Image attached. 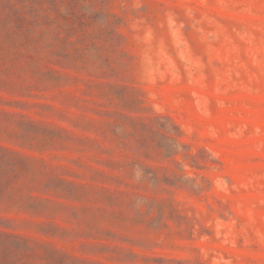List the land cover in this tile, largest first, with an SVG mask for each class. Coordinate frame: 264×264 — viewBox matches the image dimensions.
Instances as JSON below:
<instances>
[{
	"label": "rangeland",
	"instance_id": "rangeland-1",
	"mask_svg": "<svg viewBox=\"0 0 264 264\" xmlns=\"http://www.w3.org/2000/svg\"><path fill=\"white\" fill-rule=\"evenodd\" d=\"M0 264H264V0H0Z\"/></svg>",
	"mask_w": 264,
	"mask_h": 264
}]
</instances>
